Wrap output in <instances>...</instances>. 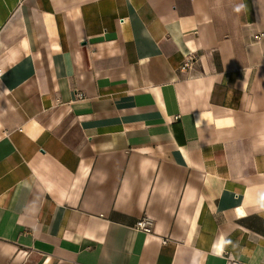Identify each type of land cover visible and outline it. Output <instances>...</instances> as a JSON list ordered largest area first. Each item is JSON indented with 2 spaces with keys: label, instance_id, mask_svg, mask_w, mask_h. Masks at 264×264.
<instances>
[{
  "label": "crops",
  "instance_id": "0c3cea01",
  "mask_svg": "<svg viewBox=\"0 0 264 264\" xmlns=\"http://www.w3.org/2000/svg\"><path fill=\"white\" fill-rule=\"evenodd\" d=\"M258 33L264 0H0V264H264Z\"/></svg>",
  "mask_w": 264,
  "mask_h": 264
},
{
  "label": "built area",
  "instance_id": "2783aa9c",
  "mask_svg": "<svg viewBox=\"0 0 264 264\" xmlns=\"http://www.w3.org/2000/svg\"><path fill=\"white\" fill-rule=\"evenodd\" d=\"M262 37H264V33H258V34H255L253 36V39L259 40ZM194 61H195V59H194V56L192 54L185 56L183 63H182V66H181V70H189L192 67ZM78 96H79V98L82 97L81 94H79ZM136 228L140 231L147 233V234L152 232V228L148 224L147 219L145 217H142L141 219H139L136 222ZM228 264H246V263L240 262V261L235 260V259H230Z\"/></svg>",
  "mask_w": 264,
  "mask_h": 264
}]
</instances>
